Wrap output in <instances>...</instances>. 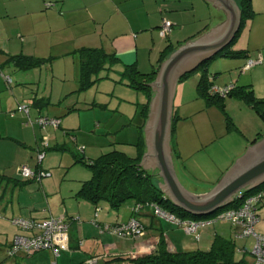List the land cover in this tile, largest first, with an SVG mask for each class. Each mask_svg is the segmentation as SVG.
Returning a JSON list of instances; mask_svg holds the SVG:
<instances>
[{"label": "crops", "instance_id": "0c3cea01", "mask_svg": "<svg viewBox=\"0 0 264 264\" xmlns=\"http://www.w3.org/2000/svg\"><path fill=\"white\" fill-rule=\"evenodd\" d=\"M235 1L240 7V0ZM49 3L50 6L47 5ZM251 3L254 14L246 19L238 40H241L240 49L246 50L248 57L260 58L261 63L250 69H243L245 58L224 56L212 60L208 68L215 86L250 84L257 94V80L264 81V0H252ZM165 19L173 22V30L169 37L162 38L159 28ZM227 19L228 12L212 0H0V56L4 60L0 61V264H89L88 258L92 256L98 257L97 264H125L128 260L129 264H134L133 258L156 252L162 239L165 240L168 250L184 251L183 241L179 239L182 240L186 233L183 226L158 218L150 208L145 207L139 213L134 212L133 208L137 203L134 199L126 201L118 209H113L108 201L101 206V202L95 204L78 196L82 183L88 176L74 179L76 183H68L65 181L66 175L59 173L44 177L41 181L21 175L18 172L20 165L51 172L57 165L67 167L66 164L72 160L67 155H96L95 149L87 150V147H101L102 142L99 140L103 139V133L98 131L99 128L86 131L83 127V111L78 106L79 98H62L61 93L56 102L55 78L51 79L53 87L50 96H47L45 87H40L48 83L49 76H46L44 84L41 77V85L38 84L37 89L32 91L30 98H25L28 94L21 85L20 78L13 80V75L6 72L9 68L6 69L5 66L10 63L8 57L20 52L30 53L27 47L35 42L41 48H56L68 59L72 57L79 72L78 49L100 47L109 53H115L120 59L113 66L116 69L115 79L119 78V73L126 64L133 63L144 73L156 70L157 76L163 63L175 51L168 49L171 52L166 56L168 50L164 49L167 44L172 43V47L177 49L189 39L220 26ZM13 64L14 70H23L14 62ZM200 74L194 73V77L188 76L182 81L179 80L176 85L174 100L177 98V103L173 106V113L178 115V121L175 133L171 134V150L178 168L188 181L194 183L193 178L200 177L215 183L245 153L258 134L264 135V130L261 128L259 132H255L250 136L253 138L244 136V139L237 141L231 136L229 140L218 142L226 132L224 130L219 133L213 119L221 123L226 118L223 119L224 114L219 107L209 105L198 93ZM7 75L11 76L10 84L6 80ZM135 95L136 103L129 101L135 104V108L127 105L122 113L124 117H118V120L125 119L127 115L132 118L124 120L121 128L111 127L117 129L114 131V139L116 143L137 145L136 155L128 154L124 150L125 153L131 157H141L140 165L159 175L160 169L157 165H142L145 152L149 149L147 125L153 97L150 99L137 91ZM257 95L264 96V89ZM42 97L49 101L48 104L57 105L54 107L55 112L48 114L43 108L44 102L34 104V101ZM239 100L241 108L245 110L244 115L252 118V123L256 125L251 111L253 108ZM19 103L31 105L30 116L33 120L41 115L59 117L60 126L57 129L51 125L42 127L36 121L27 124L25 114L17 110ZM146 104L148 106L145 108ZM76 110L79 114L77 121L68 114ZM10 111H16L15 118L8 116ZM117 115V112L113 113V117ZM106 125L110 126L109 123ZM194 129L199 135V143L191 137L195 134ZM209 130H213V136ZM122 133L125 135L123 139L120 137ZM79 145L85 146L82 154ZM209 148H212L213 155L204 158L207 163H199L198 154L210 150ZM56 150L60 151L56 155L60 157L58 161L54 160L52 152ZM40 151L44 153L41 161L38 160ZM159 177V183L163 185V179L160 175ZM50 215H64L69 221L68 250H62L59 256L50 249L29 255H7V248L15 235L29 234L14 225L12 218L43 219ZM132 216H136L144 224L145 234L140 238H120L101 230L104 225H109L102 221L109 220L110 225H114L127 221ZM257 216L255 231L264 234V201L257 209ZM198 231H201L202 237H212L213 241L217 236L233 239L235 246L238 244L235 239L241 238L236 235V228L225 220L200 227ZM240 249L247 258V247ZM236 252L235 250V255ZM246 260L255 264L254 256L252 260Z\"/></svg>", "mask_w": 264, "mask_h": 264}, {"label": "trees", "instance_id": "16d2710c", "mask_svg": "<svg viewBox=\"0 0 264 264\" xmlns=\"http://www.w3.org/2000/svg\"><path fill=\"white\" fill-rule=\"evenodd\" d=\"M251 1L252 0H240L242 21H241V26L238 32L236 33V35L234 36L233 40L225 48L218 51L212 57L202 61L193 70L186 72L184 75L180 77L179 80L182 81L186 77L194 73L200 72L201 74L197 84V91L200 94V96L206 99L209 105H215L219 107L221 110L225 111L227 97L239 98L243 100L246 104H248L250 107H252L260 116V118L264 121V98L256 96L252 85L250 84L239 85V86L229 85L225 87L215 86L213 83L212 73H210L208 68L210 62L217 57L225 56L229 58H242V59L245 58L246 61L243 66V69H246L245 66L250 59L253 60L260 59V58L254 59L248 57V53L244 49H238V50L232 49V44L238 40L240 32L244 26L246 19L253 16L254 14ZM172 30H173V22H172ZM171 44L172 43L167 44L164 51H167L168 49L176 50L174 49V47H172ZM169 50L165 53L166 56L168 55V53L171 52ZM77 54L79 57L78 81L80 85V90H85L88 87H90L92 84L99 81L103 77L101 76L102 71L106 69L107 70L112 69L113 66L120 60L115 53H109L104 48H100V47H82L78 49ZM8 62H14L18 67L23 69H28L33 66L41 64L43 62V59L41 57L16 54V55H10L8 57ZM258 63H261V59ZM256 64H254L253 66H255ZM253 66L249 67L248 69L252 68ZM8 76L10 77V80H8L7 78L6 80L8 81V83L9 82L11 83V76L7 75L6 77ZM155 78H156V70H152L151 72L144 73L139 69L137 65L133 63V64H126L124 66L123 71L119 73V78L117 81L121 84H125L131 87L133 90L137 92L144 93L148 98L151 99L154 96L155 92L152 86L150 85V83L154 81ZM214 87L222 88L223 90H226V92L222 93L220 90L214 91L213 90ZM40 102H44V105H47L49 103L48 100H45L42 97L39 98V100L34 101V104L35 103L38 104ZM30 106L31 105L29 103H19L17 106V110L25 114L26 116L25 122L27 124H32L34 121L38 122V119L41 117L60 119L59 117H50V116L41 115L37 117L36 120H33L32 117L30 116ZM147 106L148 104L145 105V108ZM19 107L21 108L24 107V108L20 110ZM16 111L8 112V116L11 118H15ZM177 119H178V115L176 113H173L172 134L175 131L174 125ZM227 119L228 122L232 124V127H234V129H237L236 125L230 120L228 114L226 120ZM60 124H61V119H60ZM60 124L58 125V127L60 126ZM230 124L229 126L231 127ZM58 127H56V129ZM263 136H264L263 134H258L256 139L253 140V143L261 139ZM74 158H75V162H83L84 164H86L87 167L90 168L92 172V177L88 180L83 181L81 189L77 194L78 196L86 198L94 202L95 204H98L99 202L104 200L108 201L110 203L111 208L113 209H118L126 201L134 199L137 202L135 206L138 204L140 205V208L138 211H136V213L141 212V210L147 207L150 208L153 211L154 215L157 216L158 218H162V217L156 215L155 208L149 204L154 203L155 205L160 206L174 213L175 215L179 216L181 219H193V220H200L206 218L210 219L216 213L224 209L239 207L246 196L264 187V183H262L257 187L242 191L241 195H237L233 199V201L229 202L227 205L223 206L222 208H219L218 210L210 214L199 215V214H193L187 212L183 208L177 206L169 197H167L159 186L160 177L158 173L155 171H149L144 169L140 165L141 157L139 156L131 157L126 155L125 152L123 151H111L91 161L83 160V158L80 155L78 156L74 155ZM35 170L46 171L50 173V171L43 170L41 168ZM258 207L256 208V215H257ZM66 221L69 223L67 219ZM12 222H13V218H12ZM235 228L236 227H234V229ZM9 247L7 248L8 256H15L21 253L26 254L24 252H18L14 255H10L8 252ZM235 250H236V246L233 239H228L222 236H217L214 239L209 249L207 250L199 249L194 251H170L166 247L165 240L162 239L160 242L159 249L156 252H152L143 256L133 258V262L134 264H253L247 261L245 258L236 260ZM103 264H108V263H103Z\"/></svg>", "mask_w": 264, "mask_h": 264}, {"label": "rangeland", "instance_id": "374dc122", "mask_svg": "<svg viewBox=\"0 0 264 264\" xmlns=\"http://www.w3.org/2000/svg\"><path fill=\"white\" fill-rule=\"evenodd\" d=\"M240 46H241V40H237L236 42L232 44V49L238 50L241 48ZM27 48L28 50H30V53L28 52L23 53L19 51L20 52L19 54H23L26 56L41 57L43 59V62L31 68L17 70V71L16 69L15 70L13 69L14 68L13 62H10L9 64H6L5 66L6 69L9 68L6 72L13 75V80H15L16 78L17 79L20 78L21 80L20 83L26 89V93L28 94V96H26L25 98H30L29 95H32V91L34 92L37 89L38 84L41 85V77L43 79L42 84H44V79L46 76H49L50 80L49 78H47L48 83L40 87L41 89L45 87L47 89V94H48L47 96H50L51 88L53 87L51 84V79L55 78L54 96L56 98V102L58 101L61 93L63 94L62 98L65 96H67L68 99L79 98L80 102L78 103V106L81 109V111H83V113H81L82 115L81 119H83L82 120L83 127L86 128V131L96 130L97 128H99L98 131L100 133H103V139L100 138L99 140L100 142H102L101 147L93 146V145L87 147V150L95 149L97 151V154L90 155L89 153H86V156L81 155L83 160L91 161L94 158H98L102 154L109 153L111 151L126 150L128 154H134V155L137 154V150H138L137 145L126 143V142L116 143L114 139L115 138L114 131L117 129H111V127L113 126H115V128H119V127L121 128L124 120H126L127 118H129L130 120V118H132L131 116L128 117L127 115L125 116V119L123 120L121 119V121L118 120V117H124L122 113L124 112L125 107L127 105H129V107L130 105L134 106L132 109L135 108V104H131L129 103V101L130 102L132 101L134 103H136L137 101L136 99L137 95H135L136 91H134L129 86H125V84H120L117 81L118 79H115L116 77L115 67H113L110 70L106 69L102 71L101 76L103 77L99 81L92 84L90 87H88L85 90H80V85L78 83V75H79L78 73L79 72L75 64L73 63L72 57L68 59V57L65 54H63L61 51H57L56 48H53L52 50L51 48H47V46H45L44 48H41L40 46H36L35 42H33L32 44H29ZM8 49H9V46H8ZM0 61L1 62L4 61L1 56H0ZM75 61L76 62L78 61L77 55L75 57ZM192 77H194L193 74L190 75V78ZM186 81H189V80H186ZM257 82H258V92H257L258 94L259 92L262 91V88L264 89V81L262 82V79L261 80L258 79ZM187 83L185 84L186 86L188 85ZM46 86H48V88ZM8 88L10 89V87ZM261 97H264V96H261ZM226 101H227L226 109L225 111L222 110V113L224 114L223 119L225 120L228 114V116L230 117V120L237 126V129L234 130V127H232V124L228 122V119L225 120V122H221V123L218 122L217 119H213L214 124H216V128L218 129V132L220 133V132H223L224 130H225L224 132H226V135L221 139L219 138L218 142H221L226 139L229 140L231 136H233L237 141L244 139V136L253 138L250 136H253L255 132H259L261 128H263L264 130V121L260 118V116L257 114V112L254 109L251 111L257 123L256 125L252 123V120H251L252 118H248L247 116L244 115L245 110L241 108L242 104L239 99L234 98V97H227ZM92 103L94 104L93 106H92ZM176 103H177V98L174 100V105H176ZM54 107H57V105L54 103L43 106V108H45V110L48 111V114H52L53 112H55L54 110L56 109H54ZM115 112H117L118 115L113 117V113ZM68 114H69V117H71V119H75L77 121L78 116H79L77 110L70 111L68 112ZM177 121L178 119L175 121V125ZM106 123L107 124L109 123L110 126H107ZM229 124L231 125V127L229 126ZM216 128H214V130ZM212 131L213 130H209V132H212ZM194 132L195 134H192L191 137H193V139L196 140V143H199V140L197 139L199 137L197 130H195ZM211 134L213 136V132ZM120 137L121 139H123L125 135L122 133ZM216 146L217 144L214 147ZM79 147H80L79 148L80 154H82L85 146L79 145ZM209 149L210 150H206L202 154H198L197 159L199 160V163L201 162L207 163L204 158H207V157L209 158L210 156L213 155L214 152L211 151L212 148H209ZM216 151H219V149H216ZM52 152H54L53 154L54 160L58 161L60 157L56 155L60 154V151L56 150ZM127 153L125 154L128 155ZM66 157H71L72 159L71 162L66 164L67 167H60L59 165H57L55 168H53L55 173L53 170H51L50 173L52 175L57 174V173L64 175V176L66 175L65 181L68 183H76V180L81 179L82 177L88 176L89 178L87 179H90L92 177V175H90L92 174V172L90 168L87 167L86 164H84L83 162H75L74 154H73V157L71 155L69 156L67 155ZM223 176L224 174L220 177V179ZM74 179L76 180L74 181ZM193 180H194V183L202 187L215 186L219 181L218 180L214 183L213 181L210 182L200 177L193 178ZM103 203H106V201L105 200L101 201L100 205L103 206ZM103 213L104 211L101 212L100 214L102 215ZM220 221L222 222L223 220H220ZM102 222H107L105 224H109V225L111 223V221L109 220L102 221ZM212 224L213 223L207 224V226L212 225ZM202 236L203 234L201 233V231H196L194 233L186 232L184 235V238L182 240L179 239V241H183V244H184L182 247L183 250L184 251H187V250L194 251V250H199V249L201 250L209 249L210 248L209 244H212L211 242L213 241V238L212 237L206 238ZM235 240H238V244L236 245V251H237L235 255L236 260H240L241 258L245 257V252H242L240 248L245 249L246 247L248 249V255H246L247 258L246 257L245 258L248 260H252L253 256L250 252L252 251V248L254 246L253 237H249V238L241 237V238H236ZM245 245L246 247L243 248V246ZM129 263L130 261L128 260L126 261L125 264H129Z\"/></svg>", "mask_w": 264, "mask_h": 264}, {"label": "water", "instance_id": "95a60500", "mask_svg": "<svg viewBox=\"0 0 264 264\" xmlns=\"http://www.w3.org/2000/svg\"><path fill=\"white\" fill-rule=\"evenodd\" d=\"M228 12L220 26L189 39L163 63L150 83L155 94L147 125L149 149L142 165H157L163 179L160 188L187 212L206 215L227 205L241 194L264 183V136L252 143L215 186L202 187L188 181L171 150L172 118L176 85L182 75L225 48L241 26V9L235 0H212Z\"/></svg>", "mask_w": 264, "mask_h": 264}, {"label": "built area", "instance_id": "2783aa9c", "mask_svg": "<svg viewBox=\"0 0 264 264\" xmlns=\"http://www.w3.org/2000/svg\"><path fill=\"white\" fill-rule=\"evenodd\" d=\"M50 6L51 4H47ZM172 22L165 19L160 27L159 34L162 38H166L171 34ZM259 60L250 59L245 68L253 66L258 63ZM10 80V77H6ZM214 91L226 92L222 88L214 87ZM24 107H19L22 110ZM13 116V114H12ZM38 123L45 127L46 125H52L58 127L60 119L41 117L38 119ZM44 158V153H38V160L41 161ZM18 172L26 178L41 180L44 177L51 174L46 171H38L27 165H20ZM241 195V194H239ZM264 199V187L243 199L242 204L236 208L224 209L216 213L212 218L208 219H181L174 213L155 205L149 204L155 208L156 215L163 219L183 226L187 233H194L198 231V228L207 226L220 220L229 221L234 227H236V235L238 237H253L254 246L252 248V254L256 264H264V234L257 233L255 231V224L258 220L256 215V208ZM140 205H136L133 211H138ZM79 219V217H78ZM13 223L20 229L29 232V234H17L15 235L12 244L10 245L8 252L10 255H14L18 252H24L26 254H33L35 252L50 249L56 256H59L62 250L69 249V223L66 221L64 215L54 216L50 215L43 219L37 218H24L14 217ZM102 231H108L117 237H132L140 238L145 234V227L140 220L132 216L127 221L117 223L114 225H104L101 227ZM31 232V233H30ZM199 238V237H197ZM89 264H97L98 257L92 256L87 261Z\"/></svg>", "mask_w": 264, "mask_h": 264}]
</instances>
